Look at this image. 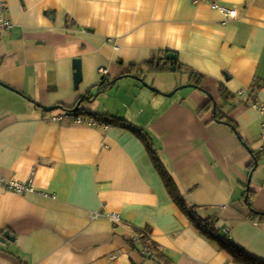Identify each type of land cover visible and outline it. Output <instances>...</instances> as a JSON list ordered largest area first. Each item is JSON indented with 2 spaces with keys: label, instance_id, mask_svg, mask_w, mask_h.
Returning a JSON list of instances; mask_svg holds the SVG:
<instances>
[{
  "label": "crops",
  "instance_id": "crops-1",
  "mask_svg": "<svg viewBox=\"0 0 264 264\" xmlns=\"http://www.w3.org/2000/svg\"><path fill=\"white\" fill-rule=\"evenodd\" d=\"M217 1L237 17L192 0H3L0 178L32 190L0 187V264H234L226 237L264 262V215L250 218L264 214V0ZM169 53L173 71H147ZM77 103L96 126L50 120ZM141 137L216 240L173 203Z\"/></svg>",
  "mask_w": 264,
  "mask_h": 264
},
{
  "label": "trees",
  "instance_id": "trees-1",
  "mask_svg": "<svg viewBox=\"0 0 264 264\" xmlns=\"http://www.w3.org/2000/svg\"><path fill=\"white\" fill-rule=\"evenodd\" d=\"M166 56V54L164 55ZM147 68V71L149 73H156V72H161V71H165V70H169L170 68L172 67H176V63H175V60L173 61H168L166 60V58L164 57H157V58H152L150 59L148 62H146V64H144ZM180 68L178 69H181V66H179ZM190 74L194 75L193 72H189ZM194 84L197 85V86H201V81L200 79H197L194 81ZM111 86V83H109L108 81H106L105 79L102 80L98 85H97V89H98V93H101L103 92L104 90H106L107 88H109ZM93 98L92 96L90 95H87V96H84V97H81L79 100H78V103H82V101H89V99ZM76 104V106L72 107V108H65L66 112L68 113H71V114H76V115H83L84 113V110H81L79 108V104ZM214 101L212 99H210L208 101V103L203 107V110L205 112H208L212 109V111H214ZM202 110V111H203ZM217 110L215 108V111H214V114H215V117H217ZM98 116L96 115H93V118L95 120H98L97 119ZM226 117L225 116H222L221 118H217L218 119H225ZM118 121H120V119L116 118ZM216 120V119H215ZM216 120V121H217ZM99 121V120H98ZM107 121V120H106ZM227 124L232 128L234 129V125L230 122V121H227ZM235 130V129H234ZM142 138V137H141ZM143 140V143L145 144L148 152L151 154V160L154 164V166L156 167L158 173L160 174V177L163 181V184L168 192V195L170 196L171 200L173 201V203L178 207V209L184 213L186 216H188L190 218V220L195 224L196 228L198 229L199 227V224L200 222H203V221H200L199 218L195 215V212L193 211V208L192 207H186L185 205V202L184 200L182 199V197L180 196V194L178 193V190L173 182V180L171 179V177L166 173V171L162 168V166L160 165L158 159L153 155V153L151 152V149H150V145H149V142L146 138H142ZM252 158H253V161H257L258 160V154L256 153H252ZM246 204L249 206V200L248 198L246 199ZM254 213V212H253ZM256 217L255 213L254 214H251L250 215V218H254ZM205 223V222H204ZM199 230V229H198ZM200 231V230H199ZM139 235L142 236V239H145L146 241H148L146 243V253L148 255H151L152 257L156 258L159 262H164V263H167V259L165 258V256L159 252L158 248L156 245L152 244L150 242V231L149 230H139L138 231ZM202 233V232H201ZM204 234L206 237L210 238V239H213V240H216L218 237H213L211 235H208L207 233H202ZM221 241V240H220ZM219 241V242H220ZM220 245L222 247L223 250H225L228 255L232 258L234 264H264V262L262 261H259L253 257H250L246 254H244L243 252H240L238 250H236L232 244L230 243H227V244H224L222 241L220 242Z\"/></svg>",
  "mask_w": 264,
  "mask_h": 264
},
{
  "label": "built area",
  "instance_id": "built-area-1",
  "mask_svg": "<svg viewBox=\"0 0 264 264\" xmlns=\"http://www.w3.org/2000/svg\"><path fill=\"white\" fill-rule=\"evenodd\" d=\"M193 4H207L212 10L217 11L219 14H221L225 20H232L237 17V12L233 9H229L223 5H220L217 0H192ZM11 27L10 21L6 17V5L3 2V0H0V34L3 31L8 30ZM99 74L104 78L107 74V71L104 68H99L98 70ZM258 111H262L264 108H257ZM63 118H71L74 123L80 124V125H86V126H96L98 121L95 120L91 116L86 115H76L71 113H66L63 116H57L53 117L50 120L51 121H60ZM260 139L262 142V145L259 148V153L264 154V125L261 126V133H260ZM0 187L5 188L7 190H11L16 193H24L31 191V185L30 184H20L18 182H15L12 179L8 178H0ZM104 215L101 213H91L90 218L92 220L99 219L103 217ZM115 226L117 223L120 222L119 218L116 215L108 214L106 215ZM210 223L208 222H200L198 229L202 233H207L208 235H211L213 237H217V233L209 226ZM226 233V231H225ZM228 232L226 233V236ZM224 244L229 243V237H226L225 239L221 240Z\"/></svg>",
  "mask_w": 264,
  "mask_h": 264
},
{
  "label": "water",
  "instance_id": "water-1",
  "mask_svg": "<svg viewBox=\"0 0 264 264\" xmlns=\"http://www.w3.org/2000/svg\"><path fill=\"white\" fill-rule=\"evenodd\" d=\"M175 59V55L174 54H167L166 55V60L168 61H171V60H174ZM73 68L75 70V74H74V82H75V85L77 86L80 81H81V71H80V61L78 59L74 60L73 61ZM171 70L173 71L174 70V67L171 68ZM134 78H138V77H134ZM140 80L146 87H148L147 84H145L142 79H138ZM113 83V82H112ZM187 87V86H186ZM190 87H195V86H192L190 85ZM151 91L153 92H156V93H160L157 89H154V88H150L148 87ZM178 89H182L181 88H178ZM176 92V90H173L170 94H168L167 96H172L174 93ZM89 93V92H88ZM214 106V111H215V108H216V104L214 103L213 104ZM44 111H47V112H51V111H54V110H59V109H62V107L60 106H54V107H42ZM239 138V137H238ZM243 146L250 152V149L245 145L243 144ZM255 166L257 165L256 161L254 162ZM249 181H250V176H249V179H248V184H249ZM255 214H259V215H264V214H261V213H257V212H254ZM6 238H8V234H5L4 235ZM10 240V238H9Z\"/></svg>",
  "mask_w": 264,
  "mask_h": 264
},
{
  "label": "rangeland",
  "instance_id": "rangeland-1",
  "mask_svg": "<svg viewBox=\"0 0 264 264\" xmlns=\"http://www.w3.org/2000/svg\"><path fill=\"white\" fill-rule=\"evenodd\" d=\"M173 74V76H176V77H179V76H184L182 73H172ZM180 87V86H179ZM177 89V88H176ZM176 89H173V90H176ZM172 90V91H173ZM171 91V92H172Z\"/></svg>",
  "mask_w": 264,
  "mask_h": 264
}]
</instances>
